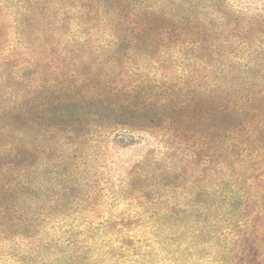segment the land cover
Instances as JSON below:
<instances>
[{
    "label": "rangeland",
    "instance_id": "374dc122",
    "mask_svg": "<svg viewBox=\"0 0 264 264\" xmlns=\"http://www.w3.org/2000/svg\"><path fill=\"white\" fill-rule=\"evenodd\" d=\"M0 264H264V0H0Z\"/></svg>",
    "mask_w": 264,
    "mask_h": 264
},
{
    "label": "trees",
    "instance_id": "16d2710c",
    "mask_svg": "<svg viewBox=\"0 0 264 264\" xmlns=\"http://www.w3.org/2000/svg\"><path fill=\"white\" fill-rule=\"evenodd\" d=\"M141 6L149 5L150 0H137ZM156 11H151L148 8H145L141 11V13H144L146 15L154 14Z\"/></svg>",
    "mask_w": 264,
    "mask_h": 264
}]
</instances>
